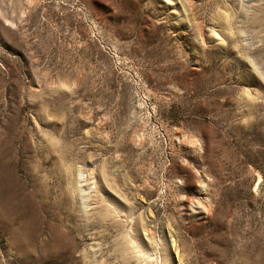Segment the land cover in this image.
I'll use <instances>...</instances> for the list:
<instances>
[{
  "label": "rangeland",
  "instance_id": "rangeland-1",
  "mask_svg": "<svg viewBox=\"0 0 264 264\" xmlns=\"http://www.w3.org/2000/svg\"><path fill=\"white\" fill-rule=\"evenodd\" d=\"M0 264H264V0H0Z\"/></svg>",
  "mask_w": 264,
  "mask_h": 264
}]
</instances>
